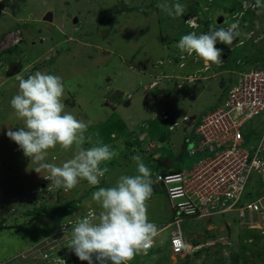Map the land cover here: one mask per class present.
I'll use <instances>...</instances> for the list:
<instances>
[{
  "label": "rangeland",
  "instance_id": "1",
  "mask_svg": "<svg viewBox=\"0 0 264 264\" xmlns=\"http://www.w3.org/2000/svg\"><path fill=\"white\" fill-rule=\"evenodd\" d=\"M158 2L162 0H0V264H22L17 256L63 221L89 209L98 214L101 209L92 194L100 187L114 186L121 175L137 174L134 155L142 157L151 171V180L155 173L166 169H189L200 157L187 153L196 139L192 132L196 123L223 101L228 86L237 78L236 71L264 65V8H257L255 0H169L186 5L184 14L177 18L157 8ZM47 12H52V22L43 21ZM210 25H235L239 33L238 43L231 48L217 42L216 47L223 49L222 63L206 66L195 53L175 47L183 35L205 33ZM225 51L228 53L224 57ZM46 52L49 55L44 61L35 60ZM163 57L173 64L164 73L166 66L159 62ZM16 61L24 68L30 64L20 74L24 78L36 71L61 76L64 97L67 91L72 96L77 88L85 90L81 95L88 106L97 89L107 83L126 90L120 96L114 92L115 98L124 103L132 100L130 106L122 103L118 108L119 122L109 120L115 116L114 106L102 107L103 111L95 101L91 106L98 110L96 120L101 123L106 119L109 123L105 127L108 131H104L107 137L98 139L117 153L101 164L109 171L99 185L80 180L69 193L56 188L44 177L47 171L36 172L38 163L25 156L7 136L10 128L16 131L23 125L10 104L18 92L19 80L8 75L7 65ZM148 65L146 75L138 72V67ZM143 85H147L146 92L142 91ZM66 110L75 115L77 108ZM263 124L264 115L252 119L246 137ZM135 128L141 136L148 133L142 150L136 146L140 137H134ZM127 129L128 141H122ZM90 132L95 141L97 137L91 129L88 135ZM73 154L74 148L66 151L57 145L48 150L45 162L59 166ZM257 188L264 189L260 184ZM152 189V197L146 202L148 219L158 229L170 219L171 204L162 184H152ZM257 192L246 198L253 200ZM239 224L236 213L186 218L180 225L184 236L192 238L188 241L191 244L201 243V247L189 248L182 255H172L165 249L157 254L141 252L128 264H264V234ZM158 238L166 245L169 230L159 233ZM33 264L51 263L36 260Z\"/></svg>",
  "mask_w": 264,
  "mask_h": 264
},
{
  "label": "clouds",
  "instance_id": "2",
  "mask_svg": "<svg viewBox=\"0 0 264 264\" xmlns=\"http://www.w3.org/2000/svg\"><path fill=\"white\" fill-rule=\"evenodd\" d=\"M255 5L264 8L262 0H255ZM156 7L172 18L183 15L186 10V5L169 3V0L158 2ZM238 35L235 25L227 28L210 25L205 33L193 31L183 35L175 47L181 52L195 53L206 66L220 64L223 49L216 47L217 42L231 46ZM17 79L18 92L10 104L23 125L16 131L10 128L7 136L25 156L38 163L36 172L47 171L44 177L56 188L67 191L80 180H86L91 186L99 185L109 171L101 164L111 161L117 153L102 140L94 141L87 135L89 125L66 110L63 78L36 71L27 78L21 75ZM85 143L92 146L85 148ZM57 145L66 151L74 148L72 158L59 166L45 162L48 150ZM132 160L137 174L121 175L114 186L98 188L92 199L100 206L99 213L84 216L72 225L68 248L81 261L128 264L156 235L157 225L149 221L146 203L153 192L151 171L140 155H134Z\"/></svg>",
  "mask_w": 264,
  "mask_h": 264
},
{
  "label": "built area",
  "instance_id": "3",
  "mask_svg": "<svg viewBox=\"0 0 264 264\" xmlns=\"http://www.w3.org/2000/svg\"><path fill=\"white\" fill-rule=\"evenodd\" d=\"M236 80L227 95L202 116L192 129L196 138L188 149L189 156L200 157L187 170L157 172L152 184H162L173 215L157 230L146 254L164 241L158 234L169 230L168 248L172 255L186 254L201 243L191 244L181 230L186 218H207L236 213L239 225L264 234V124L252 131L250 122L264 115V65L236 71ZM258 191V192H257ZM257 192L253 200L246 195ZM84 214L63 221L37 243L23 250L17 258L22 264L43 260L51 264H88L68 248L72 225ZM189 241V242H188ZM196 241V240H194ZM15 259V258H14ZM13 259V260H14Z\"/></svg>",
  "mask_w": 264,
  "mask_h": 264
},
{
  "label": "crops",
  "instance_id": "4",
  "mask_svg": "<svg viewBox=\"0 0 264 264\" xmlns=\"http://www.w3.org/2000/svg\"><path fill=\"white\" fill-rule=\"evenodd\" d=\"M41 41H43V42H45V38L44 37H42L41 38ZM54 48V45L53 46H51V47H49V50L51 51L52 49ZM169 54V53H168ZM168 54H167V58H168ZM47 55H49V54H47V52L46 53H43V54H41L40 55V57H37L35 60H38V59H41V60H43L44 61V58H46L47 57ZM164 58V57H163ZM166 58V59H167ZM165 58H164V60H159V62L161 61L162 62V64H164V66H166V67H164L162 70H163V73H164V71H166V70H171V68H173V64H171L169 61H168V59L166 60ZM29 66H30V64H28L25 68L24 67H22V69L20 68V72H19V75L21 74V72L22 71H24V70H26V69H28L29 68ZM131 66V65H130ZM128 68H131V67H129L128 66ZM148 68H149V65L148 66H144L143 68H139L138 67V72H143V74L144 75H146V71L148 70ZM118 75H120V74H118ZM152 75V74H151ZM150 75V76H151ZM21 76V75H20ZM119 78V76H115V79H118ZM78 87V86H77ZM146 88H147V85H143V87H142V91H145L146 92ZM80 89H82V88H80ZM107 89H109L110 90V93H107ZM107 90V91H106ZM83 91H85V90H79L78 88L77 89H75L74 90V93H73V95L71 96V91H67V95L68 96H66V97H64V99H63V102H64V104L66 105V108H68V109H71L72 111H74L76 108H77V110L74 112V113H76L75 115H77V118L78 119H82V120H84L88 125H89V128H88V131H89V129H91L93 132H94V134H93V136L94 137H97V139H98V137H100V138H103V136L104 137H107V135L108 134H105L104 133V131H108L105 127H107L108 125H109V123H107V120L106 119H104V121H101V123L99 122V120H96L95 118H94V115H95V113L98 111V110H96L95 109V107H93V108H91V106H95L94 104V101L96 102V103H99V105H102L101 106V111H103V110H105V109H103L102 107H104V108H108L109 106H114L113 107V109H112V111H114V114L113 115H115V116H113V117H111L110 116V118H109V120H113V121H117V122H119V119H118V117L117 116H119L120 115V113H118V108L119 107H121V105H122V100H118V99H116L115 98V93L114 92H116L118 95L117 96H120L121 94L122 95H124L125 94V92H126V90H124V88H117V87H111L110 85H109V83H107L105 86H104V88L103 89H101V87L99 88V89H97V94H95V96L92 98V100H89L88 102H90V104H89V106H88V104L86 103V101H85V99L83 98V96L81 95L82 94V92ZM99 92V93H98ZM75 93H77V95H75ZM96 93V92H95ZM105 93L108 95V100L109 101H107L106 100V98H105ZM132 93V92H131ZM112 94V95H111ZM132 94H134V93H132ZM75 95V96H74ZM131 95V94H130ZM74 96V97H73ZM132 97V96H131ZM78 98V99H77ZM114 99V102H112V103H110V99ZM128 101V105L127 106H130L131 105V102H132V100L130 99V100H127ZM107 104H106V103ZM84 109H86V110H84ZM116 112V113H115ZM163 113L164 112H162L161 114H162V120H165L164 119V117H163ZM126 117H130V115L129 114H126L125 115ZM161 117V116H160ZM150 121H153V120H155V118H148ZM108 120V121H109ZM169 125V129H170V123L168 124ZM190 125V122L188 123V126ZM124 126V125H123ZM131 129H133V128H131ZM122 130V129H121ZM131 131V130H130ZM129 133V131H128V129H127V133L126 134H124L123 136H122V141L124 140V141H128V138L127 139H125V137L127 136V134ZM142 133V132H141ZM112 135H113V133H111ZM130 134V133H129ZM133 134H134V137L135 138H138V137H140V139H139V142H137V144H136V146L138 147V148H140L141 150H142V145L144 144L145 145V142H146V140L148 139L146 136H147V132H144L143 134H142V136H141V134H140V130L139 129H136L135 128V130H134V132H133ZM87 135H88V133H87ZM89 135H91L92 136V134H91V132L89 133ZM183 143H182V145L185 143V141H182ZM127 144H128V142H127ZM157 145H160V143H157ZM156 145V146H157ZM150 146H151V144H150ZM124 147H126V146H124ZM62 189V188H61ZM63 190V189H62ZM75 190V189H74ZM68 191V193L70 192V190H67ZM151 197H152V195H151ZM57 200L59 201V200H61V197L60 196H58V198H57ZM171 211H172V213H171V216H170V219H171V217H172V215H173V210H172V207H171ZM169 219V220H170ZM168 220V221H169ZM249 232V231H248ZM250 234L252 233V232H249Z\"/></svg>",
  "mask_w": 264,
  "mask_h": 264
},
{
  "label": "water",
  "instance_id": "5",
  "mask_svg": "<svg viewBox=\"0 0 264 264\" xmlns=\"http://www.w3.org/2000/svg\"><path fill=\"white\" fill-rule=\"evenodd\" d=\"M43 21H46V22H52L53 21V14H52V12H47L45 15H44V17H43ZM74 22H76V20H74ZM238 41H239V37H237L234 41H233V44L231 45V46H229L228 45V47L229 48H231V47H233V46H235L237 43H238ZM226 54V51L223 53V56ZM225 57V56H224ZM11 64H13L14 66H15V64H21L20 62L19 63H15V62H13V63H11ZM21 66V65H20ZM19 71H20V69H11V68H9V70H8V75L9 76H14V75H16L17 77L18 76H20L19 75ZM124 105L125 106H127L128 105V101H126L125 103H124Z\"/></svg>",
  "mask_w": 264,
  "mask_h": 264
},
{
  "label": "trees",
  "instance_id": "6",
  "mask_svg": "<svg viewBox=\"0 0 264 264\" xmlns=\"http://www.w3.org/2000/svg\"><path fill=\"white\" fill-rule=\"evenodd\" d=\"M170 170L171 171H178V170L166 169V170H163V171H160V172H167V171H170ZM161 249H165L169 253V248H168L167 243H166V245H164V244H161V245L160 244H157V246L155 248H151L147 253H149V254H157L156 252L157 251H161ZM132 264H133V262H132Z\"/></svg>",
  "mask_w": 264,
  "mask_h": 264
},
{
  "label": "flooded vegetation",
  "instance_id": "7",
  "mask_svg": "<svg viewBox=\"0 0 264 264\" xmlns=\"http://www.w3.org/2000/svg\"><path fill=\"white\" fill-rule=\"evenodd\" d=\"M227 53H228V51L226 52V54H225L224 56H227ZM19 62H20V61H16L15 63H19ZM11 63H13V62H10V63L7 65V70H9V68H11V69H13V68H14V69H17V68L20 69V68H21V69H22V67H21L22 64H15V66H14V65L11 64ZM20 65H21V66H20ZM19 72H20V71H19ZM14 76H16V75H14ZM14 76H13V77H14ZM122 103H124L123 100H122Z\"/></svg>",
  "mask_w": 264,
  "mask_h": 264
}]
</instances>
